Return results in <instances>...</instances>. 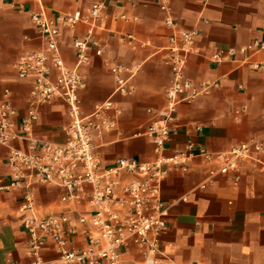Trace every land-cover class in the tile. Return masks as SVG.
Here are the masks:
<instances>
[{
	"label": "crops",
	"instance_id": "1",
	"mask_svg": "<svg viewBox=\"0 0 264 264\" xmlns=\"http://www.w3.org/2000/svg\"><path fill=\"white\" fill-rule=\"evenodd\" d=\"M97 0H0V100L17 110L15 130H21L32 100L33 77H19L15 62L22 53L43 47L42 36L32 20V13L43 8L54 18L61 13H87ZM106 18L97 22L93 39L103 48L101 55L91 47L89 62L80 67L86 86L79 90L84 114L98 103L112 99L121 108L117 127L104 131L96 140V153L102 167H112L118 157L142 161L156 158L151 139L144 134L158 118L157 111L166 103V88L172 70L166 62L169 36L175 27L165 23L168 14L176 27L195 29L194 50L188 57L186 75L196 83L211 80L217 85L194 101H181L171 122L165 155L185 151L191 143L194 158L190 168H170L162 185L167 207V228L161 235V252L147 256L131 241L123 248L118 264H154V258L174 264H264V166L245 161L238 171L217 174L222 159L208 161L200 150L211 153L227 151L232 146L254 138L264 140V48L252 50L246 61L242 55L215 62L219 49L240 47L255 40L264 41V0H170L167 13L158 0H105ZM125 16V17H124ZM87 25L61 27L59 48L68 66L77 62L74 41L84 38ZM133 35L134 42L128 37ZM148 41V44L142 45ZM137 64L130 94L117 92L108 63ZM39 117L32 124L43 139L63 143L70 121L68 104L60 98L40 104ZM12 147L27 149L24 139L0 143V264H33L28 254L29 235L23 225L21 204L25 184L6 189L11 180L8 155ZM264 159V150L260 154ZM121 185L131 179L122 172ZM88 191L90 185H86ZM33 194L40 215L65 213L75 232L71 248H84L88 226L78 220L93 206L89 196L63 201L67 188L55 184L34 183ZM45 259H58L50 239L42 250ZM99 264H105L104 261Z\"/></svg>",
	"mask_w": 264,
	"mask_h": 264
},
{
	"label": "built area",
	"instance_id": "2",
	"mask_svg": "<svg viewBox=\"0 0 264 264\" xmlns=\"http://www.w3.org/2000/svg\"><path fill=\"white\" fill-rule=\"evenodd\" d=\"M160 7L170 11V0H158ZM105 0L94 2L87 13L74 11L49 17L41 8L32 13L44 45L39 49L26 51L19 55L15 68L19 77L31 76L32 100L28 114L23 119L21 130H15V107L6 100H0V143L9 144L15 139H24L27 149L12 147L8 155L11 166V180L4 188L11 189L25 184L24 200L21 204L23 225L29 235L28 254L34 258L33 264H118L121 253L131 241L138 244L147 256L156 257L161 252V235L167 228V207L163 201L162 185L170 168L183 171L190 168L194 158L193 144L185 151H176L165 155V144L169 139L171 122L176 117L181 101L192 102L198 96L207 94L217 83L203 80L196 83L186 75L189 55L194 50L198 31L176 27L170 14L165 23L175 27L169 36L166 62L172 70V79L166 88V103L157 111L158 118L144 132L148 136L156 153L152 161H142L135 157H118L112 167H102L96 153V140L104 131L117 127L118 116L122 110L112 99L98 103L89 114L81 107L79 90L86 86L80 67L89 62L88 50L93 47L99 55L103 53L101 43L93 39L97 22L106 18ZM125 17V16H124ZM87 25L84 38L74 41L77 62L68 66L59 48L61 27ZM129 35L128 42H134ZM148 44V41L142 45ZM264 48V41L255 40L240 47L231 46L216 51L211 59L222 62L237 55H247L252 50ZM115 79L116 90L122 94L132 93L133 79L139 70L137 64L108 63ZM254 68H264V62H254ZM63 99L69 107L70 121L65 127L66 139L55 143L38 137L32 124L38 119V106L54 100ZM264 150V140L254 138L232 146L227 151L211 153L200 150L206 160L222 159L218 168L210 170L211 178L217 174L238 171L245 161L254 166H264L260 154ZM122 172L131 175V179L121 185ZM34 183H55L67 188L63 201H80L89 196L93 206L88 215L82 212L78 220L88 225L84 232L88 236L87 245L76 249L70 247V236L75 226L65 213L40 215L36 206L32 187ZM91 186V190L86 189ZM52 240L59 253L58 259H45L42 250L48 240ZM154 264H174L169 260L154 258ZM6 264H17L8 262Z\"/></svg>",
	"mask_w": 264,
	"mask_h": 264
}]
</instances>
